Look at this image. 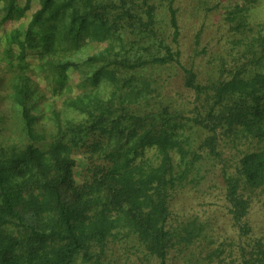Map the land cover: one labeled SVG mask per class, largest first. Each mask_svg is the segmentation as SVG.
Segmentation results:
<instances>
[{
  "label": "trees",
  "instance_id": "obj_1",
  "mask_svg": "<svg viewBox=\"0 0 264 264\" xmlns=\"http://www.w3.org/2000/svg\"><path fill=\"white\" fill-rule=\"evenodd\" d=\"M176 2L167 6L174 43L181 35ZM69 9L71 19L61 26ZM155 9L149 0H42L26 33L36 49L87 37L114 40L122 29L138 39L123 54L89 58L97 68L83 81L84 92L67 102L82 117L57 125L51 141L37 130L21 90L28 142L0 150V264H110L118 243L133 247L130 257L143 264H168L182 253L188 264L194 249L195 264H264V235L248 218L264 189V23L256 30L240 16L243 51L233 68L203 83L157 28ZM175 64L195 94L190 112L165 96L156 100L161 76L153 72ZM79 66L61 63L59 85L67 69ZM103 81L114 86L106 96L98 89ZM245 144L255 147L236 160L225 155ZM218 167L233 228L224 236L210 218L174 215L177 195Z\"/></svg>",
  "mask_w": 264,
  "mask_h": 264
},
{
  "label": "rangeland",
  "instance_id": "obj_2",
  "mask_svg": "<svg viewBox=\"0 0 264 264\" xmlns=\"http://www.w3.org/2000/svg\"><path fill=\"white\" fill-rule=\"evenodd\" d=\"M135 2L138 5L144 4V0ZM149 3L156 6L157 28L165 31L167 41L174 48L181 50L182 63L195 66L203 83L220 77L222 69L233 68L238 55L243 51L240 39L244 38V34L236 27L240 16H244L251 26L259 24V27L255 26L256 30L264 23V0H177L181 35L178 43H174L168 23V0H149ZM10 6L11 0H0V150L23 147L28 142L20 104L21 90L28 94L26 101L36 117L37 130L51 141L56 135L57 125L59 127L67 118L79 120L82 117L67 107V102L84 92L83 81L97 68L88 66L89 58L106 51L112 55L118 51L123 54L138 39L131 29H122L115 34L114 40L87 37L79 45L61 41L56 42L51 51H43L42 48H34L37 47L36 43H28L26 34L36 11L42 6V0H16L11 13ZM71 12L73 9L61 17V26L69 23ZM124 43L126 48L123 50ZM144 44L137 46L142 47ZM68 61H75L80 66L67 69L64 85L60 86L62 76L59 65ZM153 74L161 76L156 83L161 96H156V100L160 102L165 96L167 100L190 112L195 94L185 85L180 67L176 64L171 68L158 67ZM113 87V83L103 81L98 89L106 96ZM153 100L151 97L150 102ZM254 147L253 144H245L239 148H228L225 155L229 158L236 156V160L243 151ZM219 168L208 176L206 182L196 188L182 190L177 195L174 215L210 218L217 234L224 236L233 234V228L223 208ZM248 218L254 231L264 235V189L257 191ZM132 249L123 243L115 245L110 251V264H143V260H136L134 255L130 257ZM194 252L187 258L188 264H195L196 259L200 258L199 249H194ZM185 262V254L182 253L171 258L168 264Z\"/></svg>",
  "mask_w": 264,
  "mask_h": 264
}]
</instances>
